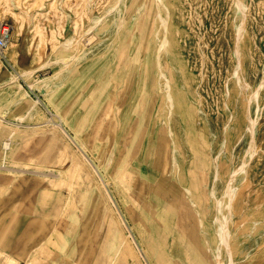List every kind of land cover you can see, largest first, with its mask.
I'll list each match as a JSON object with an SVG mask.
<instances>
[{
  "label": "rangeland",
  "instance_id": "rangeland-1",
  "mask_svg": "<svg viewBox=\"0 0 264 264\" xmlns=\"http://www.w3.org/2000/svg\"><path fill=\"white\" fill-rule=\"evenodd\" d=\"M23 1L29 15L23 23V35L19 41L21 66L29 64L35 52L40 54L41 60H45L47 53L52 51L53 42L62 41L70 35H80L94 15L102 14L103 9L113 7L115 2ZM167 2L181 45L178 57L184 65L185 76L188 77L185 107L192 111L193 118H196V129L203 134L208 144L203 148L209 161L208 166L197 172L201 194L199 208L206 212L207 217L204 226L198 227L194 216L196 207L182 197L179 205L191 215V220H185L178 214L176 229L188 240L211 248L213 235L210 225L216 216L215 201L222 197L227 199L225 191L230 186L234 189L233 198L228 206L225 205V212L230 218L228 229L231 234V254L228 259L233 257L232 260L238 261V264H264V0ZM141 3H144L142 17L145 22L133 21L130 29L123 31L115 42L109 45L102 43L99 48L86 50V58L75 64L64 82L47 97L38 89L29 87V83L21 82L48 114L57 115L49 105L51 101L65 118L72 119L75 123L84 115V100L97 98L105 77L115 66L118 69L122 66L126 70L123 73L126 80L119 79L114 85L116 96L113 100V120L114 124L122 123V120L126 121L136 114L132 122L136 128L131 126L123 135L120 126L114 127L104 148L103 164L109 163L117 148L123 152L128 151L132 145L133 150H138L143 137H146V130L151 133L150 126L157 119L162 104L155 84V63L151 53L154 46L150 44V26L155 6L151 0H128L124 16L127 18L133 15ZM5 19L19 25L13 16L6 15ZM111 31H114L113 22ZM148 45L151 48L144 52ZM133 53L139 60L145 57L147 65L130 60L129 56ZM7 66L13 71L12 62ZM45 73H53V69L47 67L35 73V77H44ZM130 83L133 85L130 86ZM4 92L0 88V102L9 100V97L2 96ZM163 120L159 118V131L166 127ZM141 121L144 122L142 126ZM188 123L189 116L176 112L171 117V127L178 147L176 157L182 168L178 175L186 180V172L193 157L185 137ZM1 130L6 134L12 132L7 125L2 126ZM17 141L20 143V150L14 157L18 159L23 157L49 162L54 155L53 148L47 147L41 136L30 140L18 138ZM162 144L164 147L168 146L166 139H162ZM145 150L141 148L138 153L129 154V159L134 163L133 170L140 174L152 167V160L148 164L145 159ZM86 154L94 160L92 152L86 151ZM242 164L246 165L245 169L238 170ZM159 171L160 168L148 174L149 181ZM53 175L58 176L57 173H52ZM40 177L42 176L27 173L17 179L7 195L0 196V243L10 249L8 253L0 249V264H5L6 256H13L14 248L21 251L20 258L17 256L20 264H31L32 260L28 256L30 249L44 237L53 221L47 212H58L63 204L64 188L59 189L62 195L51 193L54 191L53 186L47 178L43 181V177ZM69 177L70 174L63 180L64 185L69 183ZM38 179L42 180L41 184ZM0 181L4 180L0 177ZM110 190L122 214H125L116 188L110 187ZM176 207V212H180L181 206ZM125 218L131 225L130 220ZM73 228V225H68V237H71ZM200 230L201 238L195 233ZM99 233L98 251L102 249L104 242L103 225ZM132 233L141 247L138 234L135 231ZM206 250L204 251L209 253L207 257L211 258L212 253ZM44 256L46 255L41 256L39 264H63L62 258L57 255L50 253L47 257ZM174 258L172 264H186L182 255L178 254ZM226 258L225 255L222 262Z\"/></svg>",
  "mask_w": 264,
  "mask_h": 264
},
{
  "label": "bare ground",
  "instance_id": "bare-ground-1",
  "mask_svg": "<svg viewBox=\"0 0 264 264\" xmlns=\"http://www.w3.org/2000/svg\"><path fill=\"white\" fill-rule=\"evenodd\" d=\"M151 1L155 9L150 26V44L154 46L151 53L155 63V84L162 104L157 119L150 126L151 133L146 130V137H143L138 150H133L132 145L128 146V151L122 152L117 148L109 163L103 164L104 148L114 127L120 126L123 135L131 126L136 128L132 125L136 114L133 118L130 116L126 121L115 124L112 115L115 111L114 85L119 79L126 80V75L123 76L126 70L122 66L119 69L115 66L111 70L97 98L84 100V115L75 123L65 118L51 101L49 105L57 115L48 114L21 82L29 83V87L38 89L47 97L64 82L73 66L86 58V50L99 48L102 43L109 45L115 42L123 31L130 29L133 21L144 23V3L126 18L124 14L128 0H115L113 7L94 15L80 35H70L62 41L53 42L52 51L47 53L45 60H41L40 54L35 52L29 64L21 66L19 41L29 13L23 0H0V21L10 15L19 23L15 25L12 42L6 52L7 60L13 63V71L0 59V88L5 90L2 96L9 97L8 101L0 102V177L4 180L0 181V196L7 195L17 179L27 173L42 176L40 178L43 181L47 178L53 186L54 191L51 193L62 195L59 191L61 188L65 192L58 212H47L53 221L44 237L30 249L28 256L32 260L31 264H39L41 256L47 257L50 253L61 257L63 264H172L178 254L183 256L186 264H238V261L232 260L233 257L228 259L231 254V234L225 205H229L234 193L229 185L225 191L227 199L222 197L215 201L216 216L210 225L214 246L207 248L197 241L188 240L175 226L178 214L185 220H191V215L179 205L182 197L196 207L194 216L198 227L204 226L207 217L206 212L199 208L201 194L197 172L208 166L207 153L203 148L208 144L203 134L196 129V118H193L192 111L185 107L188 77L178 57L181 45L176 36L177 28L171 17L170 5L167 0ZM112 22L114 31H111ZM150 48L146 46L144 52ZM129 58L140 62V65L148 63L145 57L139 60L134 53ZM47 67H51L53 73L35 77V73ZM176 112L189 116L185 137L193 157L186 172L187 180L179 176L182 168L176 157L178 147L171 127V117ZM159 118L164 119L166 125L161 131L158 127L161 124ZM4 125L12 129L11 134L1 130ZM142 125L144 122L141 121ZM37 136L45 140L47 147L53 148L54 155L49 162L14 157L20 150L18 138L30 140ZM162 139H166L168 146H163ZM141 148L146 149L148 164L152 160V167L142 174L133 170L134 163L129 159V154H136ZM86 151L92 152L94 160ZM245 167L242 164L238 170H244ZM158 168L160 171L153 174V179L149 181L147 175ZM52 173L58 176H52ZM69 174V183L64 185L63 180ZM42 180L38 179L39 184ZM110 187L116 188L125 214L118 207ZM176 206H181L180 212H176ZM68 225L74 226L71 237L66 234ZM102 225L105 228L104 242L98 251ZM132 231L138 234L142 248ZM195 233L201 238V230ZM206 249L212 253L211 258L207 257L209 253L204 251ZM225 255L226 261L222 262ZM5 264L20 262L18 258L8 255Z\"/></svg>",
  "mask_w": 264,
  "mask_h": 264
},
{
  "label": "built area",
  "instance_id": "built-area-1",
  "mask_svg": "<svg viewBox=\"0 0 264 264\" xmlns=\"http://www.w3.org/2000/svg\"><path fill=\"white\" fill-rule=\"evenodd\" d=\"M14 29L15 24L9 19H3L0 21V59L1 61H5L4 63L6 64L9 62L6 57V52L12 42Z\"/></svg>",
  "mask_w": 264,
  "mask_h": 264
},
{
  "label": "crops",
  "instance_id": "crops-1",
  "mask_svg": "<svg viewBox=\"0 0 264 264\" xmlns=\"http://www.w3.org/2000/svg\"><path fill=\"white\" fill-rule=\"evenodd\" d=\"M5 248L6 247H3V244L0 243V249L4 250L6 253H8L10 249H7V248L5 249ZM12 252H13L12 255L17 258V256L18 257L20 256L21 251H20V249L17 250L14 248V249H12Z\"/></svg>",
  "mask_w": 264,
  "mask_h": 264
}]
</instances>
